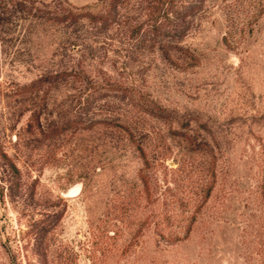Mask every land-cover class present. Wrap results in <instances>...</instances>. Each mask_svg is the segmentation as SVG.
I'll return each mask as SVG.
<instances>
[{
	"label": "rangeland",
	"instance_id": "374dc122",
	"mask_svg": "<svg viewBox=\"0 0 264 264\" xmlns=\"http://www.w3.org/2000/svg\"><path fill=\"white\" fill-rule=\"evenodd\" d=\"M0 264H264V0H0Z\"/></svg>",
	"mask_w": 264,
	"mask_h": 264
},
{
	"label": "trees",
	"instance_id": "16d2710c",
	"mask_svg": "<svg viewBox=\"0 0 264 264\" xmlns=\"http://www.w3.org/2000/svg\"><path fill=\"white\" fill-rule=\"evenodd\" d=\"M67 122H68V124H72V123L75 124V122H73L72 120H69V121H67Z\"/></svg>",
	"mask_w": 264,
	"mask_h": 264
},
{
	"label": "water",
	"instance_id": "95a60500",
	"mask_svg": "<svg viewBox=\"0 0 264 264\" xmlns=\"http://www.w3.org/2000/svg\"><path fill=\"white\" fill-rule=\"evenodd\" d=\"M77 194V193H76ZM76 194H74V195H76Z\"/></svg>",
	"mask_w": 264,
	"mask_h": 264
}]
</instances>
